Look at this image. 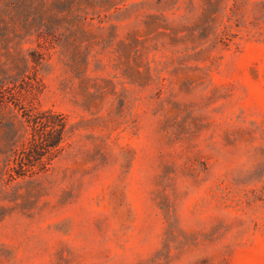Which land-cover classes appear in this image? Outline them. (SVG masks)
Masks as SVG:
<instances>
[{
  "label": "rangeland",
  "instance_id": "1",
  "mask_svg": "<svg viewBox=\"0 0 264 264\" xmlns=\"http://www.w3.org/2000/svg\"><path fill=\"white\" fill-rule=\"evenodd\" d=\"M0 264H264V0H0Z\"/></svg>",
  "mask_w": 264,
  "mask_h": 264
},
{
  "label": "trees",
  "instance_id": "2",
  "mask_svg": "<svg viewBox=\"0 0 264 264\" xmlns=\"http://www.w3.org/2000/svg\"><path fill=\"white\" fill-rule=\"evenodd\" d=\"M20 108L30 127V136L12 160L9 168L12 179L45 171L63 150L68 127L67 116L61 111L26 105H21Z\"/></svg>",
  "mask_w": 264,
  "mask_h": 264
}]
</instances>
